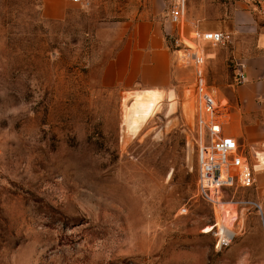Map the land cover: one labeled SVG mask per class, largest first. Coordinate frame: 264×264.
Masks as SVG:
<instances>
[{
  "label": "rangeland",
  "instance_id": "374dc122",
  "mask_svg": "<svg viewBox=\"0 0 264 264\" xmlns=\"http://www.w3.org/2000/svg\"><path fill=\"white\" fill-rule=\"evenodd\" d=\"M63 1L49 18L42 0H0V264H264L253 185L213 205L198 192L192 67L174 39L167 64L129 54L170 0ZM214 3L185 15L206 26ZM232 36L206 50L221 98L252 43ZM218 224L235 234L216 248Z\"/></svg>",
  "mask_w": 264,
  "mask_h": 264
},
{
  "label": "crops",
  "instance_id": "0c3cea01",
  "mask_svg": "<svg viewBox=\"0 0 264 264\" xmlns=\"http://www.w3.org/2000/svg\"><path fill=\"white\" fill-rule=\"evenodd\" d=\"M214 1L215 3L207 10L210 20L206 26L200 24L196 18L189 20L186 15L184 20L178 22L172 21L169 15L160 19L157 17L159 12L151 8L152 18L138 21L134 26L133 46H129V54L131 57L136 53L152 57L161 55L167 64V54L170 53L167 50V42L178 38L179 42L191 43L195 27H199L201 30L221 31L229 36V40L230 37L233 39L232 34L238 39L241 36L251 37L250 48L244 50L238 59L239 65H242L244 81L241 83L234 81L230 90L227 91L228 93L222 98L217 90L215 93L221 103L227 99L226 101L230 105L233 127L231 134L239 144L245 146L253 166L252 200L264 220V15L252 12L240 1ZM168 3L170 7L171 0ZM64 10L63 0H42V13L46 17H60ZM180 55V51L173 50L172 61L175 62ZM207 56L215 59L216 52H208ZM166 64L165 70L167 69ZM152 65L154 66V64ZM134 70L136 69L134 68ZM168 81L167 76L162 84H167Z\"/></svg>",
  "mask_w": 264,
  "mask_h": 264
},
{
  "label": "built area",
  "instance_id": "2783aa9c",
  "mask_svg": "<svg viewBox=\"0 0 264 264\" xmlns=\"http://www.w3.org/2000/svg\"><path fill=\"white\" fill-rule=\"evenodd\" d=\"M82 3L87 0H70ZM243 2L252 12L264 15V0H233ZM186 0H172L169 17L178 22L185 19ZM192 42H179L174 39L176 51H180L184 61L193 70L194 100L196 103L197 176L196 183L200 196L211 203L225 201V194L232 188H246L254 184V169L245 146L226 132L232 126L230 105L221 103L215 89L207 82L205 64L208 59L207 48L229 40L221 31L201 30L195 27ZM244 81L242 65H239L235 83ZM218 197V198H216ZM226 202V201H225ZM231 239V238H230ZM225 234H218L215 247L230 240Z\"/></svg>",
  "mask_w": 264,
  "mask_h": 264
},
{
  "label": "bare ground",
  "instance_id": "6f19581e",
  "mask_svg": "<svg viewBox=\"0 0 264 264\" xmlns=\"http://www.w3.org/2000/svg\"><path fill=\"white\" fill-rule=\"evenodd\" d=\"M217 226V229H218V231H219V234L221 235V234H225V235H227V238H232L233 236H234V232H232V231H228L227 229H226V227H224L222 224H218V225H216ZM210 229H212V227L210 228Z\"/></svg>",
  "mask_w": 264,
  "mask_h": 264
}]
</instances>
